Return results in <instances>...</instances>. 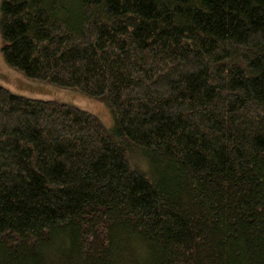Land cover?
<instances>
[{
    "label": "trees",
    "instance_id": "trees-1",
    "mask_svg": "<svg viewBox=\"0 0 264 264\" xmlns=\"http://www.w3.org/2000/svg\"><path fill=\"white\" fill-rule=\"evenodd\" d=\"M0 32L113 118L0 85V264H264V0H2Z\"/></svg>",
    "mask_w": 264,
    "mask_h": 264
},
{
    "label": "rangeland",
    "instance_id": "rangeland-1",
    "mask_svg": "<svg viewBox=\"0 0 264 264\" xmlns=\"http://www.w3.org/2000/svg\"><path fill=\"white\" fill-rule=\"evenodd\" d=\"M0 0V4H1ZM3 38L0 32V85L15 95L41 100H55L77 106L92 115L107 129L113 127L110 108L103 97H91L75 89H65L46 81L29 78L20 70L7 64L2 49Z\"/></svg>",
    "mask_w": 264,
    "mask_h": 264
}]
</instances>
